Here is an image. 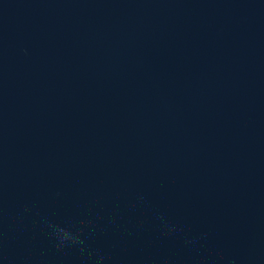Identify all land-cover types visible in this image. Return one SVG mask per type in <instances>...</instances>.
I'll return each mask as SVG.
<instances>
[{"label":"water","instance_id":"obj_1","mask_svg":"<svg viewBox=\"0 0 264 264\" xmlns=\"http://www.w3.org/2000/svg\"><path fill=\"white\" fill-rule=\"evenodd\" d=\"M0 264H264V0H0Z\"/></svg>","mask_w":264,"mask_h":264}]
</instances>
